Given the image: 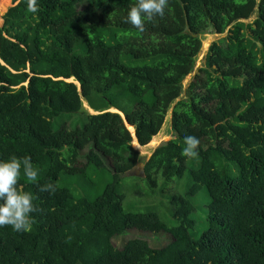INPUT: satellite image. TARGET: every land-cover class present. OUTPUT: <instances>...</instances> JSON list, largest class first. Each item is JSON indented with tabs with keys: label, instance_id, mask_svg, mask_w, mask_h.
I'll list each match as a JSON object with an SVG mask.
<instances>
[{
	"label": "trees",
	"instance_id": "trees-1",
	"mask_svg": "<svg viewBox=\"0 0 264 264\" xmlns=\"http://www.w3.org/2000/svg\"><path fill=\"white\" fill-rule=\"evenodd\" d=\"M12 3L0 26V160L31 157L37 181L21 171L19 187L37 211L30 231L0 226V264H264V0H168L143 32L126 22L137 0H36L35 13ZM204 31L226 36L181 97ZM170 108L173 138L143 161V180L162 194L186 173L167 201L173 224L124 210L118 188L141 162L125 123L145 146ZM186 136L200 140L193 158L181 155ZM46 182L55 194L40 191ZM130 230L170 242L115 247Z\"/></svg>",
	"mask_w": 264,
	"mask_h": 264
},
{
	"label": "rangeland",
	"instance_id": "rangeland-1",
	"mask_svg": "<svg viewBox=\"0 0 264 264\" xmlns=\"http://www.w3.org/2000/svg\"><path fill=\"white\" fill-rule=\"evenodd\" d=\"M9 6L6 8V10L3 12V14L7 11V9L9 7L12 6V0H10L9 2ZM2 14V15H3ZM255 15L252 16L250 19L246 20L245 22H250L254 19ZM2 19V16H1ZM3 21V20H2ZM1 26V24H0ZM226 36V34H217V33H213L211 31H204L201 35H200V40H201V49L196 57V62H195V67L193 69V72L190 73L189 75H187L185 77V79L183 80V92L181 94V97H184L185 91L188 87V85L192 82V80L194 79L195 75L198 73V70L201 66H203L204 64V60H205V55L207 53V50L210 46V44L213 41H217L221 38H224ZM82 110L84 112H87L88 114H93L95 113L92 109H90L87 105V102L82 98ZM114 110V109H111ZM85 119L84 114H77L74 116H70V117H63L60 120H56L54 125H53V130H57V128L59 127V125H65L66 128L70 129L73 128L74 125L76 124H81L83 122V120ZM171 108L169 109V111L167 112L165 119H164V123L160 129V131L158 132V134L153 137V139L151 140V142L148 145H145L139 149L135 148L138 151L139 157H140V161H145L146 159L149 158V156L153 153V151L160 146L161 144H163L164 142L170 140L173 138V133H172V129H171ZM65 123V124H64ZM127 124V123H126ZM128 126V124H127ZM128 130L130 131L131 134H133V130H130V128L128 127ZM133 144V141H132ZM134 147V146H133ZM89 149V147H87L86 149H84L83 151L80 152V156L83 160V156L87 153V150ZM105 163L106 165L110 168V164L108 162V160L105 159ZM103 182L106 183L110 180L111 178V174H106L105 176H103ZM182 178L184 179L183 181L181 180V182L179 184H177V181H172L170 182L169 185L173 186L172 188L167 189V191H164L166 193H150L149 195L147 194L148 187L146 186L143 177H136V176H132L129 175L128 173L122 177V180L119 183V190L123 193V201H122V206L124 210H128V211H143L145 209H152L154 210L156 213H158V215L165 220L166 223L168 224H173V217L171 215V211L170 208L168 206V199L170 197V195L172 194V192H179L182 193L183 191V185H184V181L186 180L187 176L186 173L182 176ZM173 190V191H172ZM204 194V193H203ZM203 194H198L195 202L196 203H201V201L203 200H207L208 198L206 196H204ZM200 205V204H198ZM193 218L195 219H200V216L198 214L195 215V217L193 216ZM198 222V220H197ZM203 222V221H202ZM202 222H198L199 225L197 226V228L202 229L203 224ZM203 229H205V227H203ZM133 238H141V239H145L149 245L151 247H161L163 245H166L167 243L170 242V237L166 234L163 233H159V234H151V233H142L139 232L137 230H130L127 231L126 233H124L123 235H119V236H115L113 238V244L115 247L120 248L124 245V243L128 240V239H133Z\"/></svg>",
	"mask_w": 264,
	"mask_h": 264
},
{
	"label": "clouds",
	"instance_id": "clouds-1",
	"mask_svg": "<svg viewBox=\"0 0 264 264\" xmlns=\"http://www.w3.org/2000/svg\"><path fill=\"white\" fill-rule=\"evenodd\" d=\"M167 7L168 0H137L128 10L126 22L143 32L145 21L164 18ZM28 10L33 13L38 10L36 0H28ZM184 143L181 155L186 158L195 157L200 140L195 136H186ZM21 171L28 181H37L38 172L30 156L18 158L13 155L9 159L0 160V226H11L16 232H27L31 230V214L37 209L31 194L19 187ZM57 187L52 182H46L40 186V191L55 194Z\"/></svg>",
	"mask_w": 264,
	"mask_h": 264
},
{
	"label": "water",
	"instance_id": "water-1",
	"mask_svg": "<svg viewBox=\"0 0 264 264\" xmlns=\"http://www.w3.org/2000/svg\"><path fill=\"white\" fill-rule=\"evenodd\" d=\"M2 23H3V21H2ZM2 23H1V25H2ZM0 62L2 63V61L0 60ZM66 81H70V82H72V79H69V80H66ZM77 84V83H76ZM77 86H78V89H80V85L79 84H77ZM111 109H113V108H110V109H108V111H110V112H114V113H119L116 109H114V110H111ZM94 114V113H93ZM120 114V116L124 119V116H123V114L122 113H119ZM126 124V123H125ZM126 126H127V124H126ZM129 127V125L127 126V128ZM133 128V127H132ZM133 134H132V137H133V141H135L137 144H138V142H137V139H136V137H135V131H134V128H133V132H132ZM133 145V144H132ZM135 148V147H134ZM151 156V155H150ZM149 156V157H150ZM128 174L129 175H134V176H136V177H143L144 176V162L143 161H141V162H139L135 167H133L129 172H128Z\"/></svg>",
	"mask_w": 264,
	"mask_h": 264
},
{
	"label": "bare ground",
	"instance_id": "bare-ground-1",
	"mask_svg": "<svg viewBox=\"0 0 264 264\" xmlns=\"http://www.w3.org/2000/svg\"><path fill=\"white\" fill-rule=\"evenodd\" d=\"M10 0H0V24L2 23V19H1V13L9 6V3ZM130 130H133L132 127H129ZM133 146L137 149L143 147V146H140L139 144H137L135 141H133Z\"/></svg>",
	"mask_w": 264,
	"mask_h": 264
}]
</instances>
